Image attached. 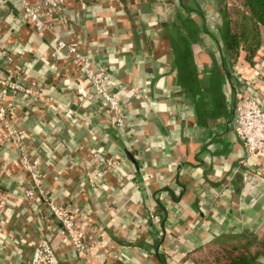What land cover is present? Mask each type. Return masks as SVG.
Returning a JSON list of instances; mask_svg holds the SVG:
<instances>
[{
	"label": "crops",
	"instance_id": "0c3cea01",
	"mask_svg": "<svg viewBox=\"0 0 264 264\" xmlns=\"http://www.w3.org/2000/svg\"><path fill=\"white\" fill-rule=\"evenodd\" d=\"M222 3L64 0V19L45 17L53 25L41 35L15 3L0 5V49L9 56L0 54V77L30 89L6 90L0 102V264H29L40 236L61 264H196L214 242L264 239V175L241 163L234 130L236 71L264 106V74L255 73L264 41L250 60L242 47L230 59ZM56 36L106 67L110 86L127 99L128 130L99 98L79 103L81 73L56 51ZM66 107L74 119L64 118ZM9 121L40 157L45 190L87 220L91 253L76 251L45 208L22 194L29 176L8 141Z\"/></svg>",
	"mask_w": 264,
	"mask_h": 264
},
{
	"label": "built area",
	"instance_id": "2783aa9c",
	"mask_svg": "<svg viewBox=\"0 0 264 264\" xmlns=\"http://www.w3.org/2000/svg\"><path fill=\"white\" fill-rule=\"evenodd\" d=\"M8 2L15 3L18 17L30 24L36 34H43L44 30H50L53 23L45 20V17H52L55 21L64 19V0H0V5L5 6ZM56 51L65 50L68 62L75 65L81 73V80L75 83V92L79 96V103H84L87 99L99 98L101 103L111 113L115 126L128 130L126 123L127 99L122 95L118 87L112 88L109 81V74L103 64L92 62L87 55L79 51L72 43L56 36ZM259 61L255 66V73L264 74V45L259 47ZM0 54L5 55L6 51L0 49ZM238 86L236 87V98L234 101V130L242 142L245 155L242 164L251 171L264 175V106L249 84L248 79H244L236 71ZM264 83V82H263ZM0 102L6 100L4 92L7 90L16 94L18 91L29 93L26 87L17 78L0 77ZM260 89V88H259ZM263 93L264 89H260ZM7 109L0 104V121L5 118ZM63 116L66 119H74L76 111L66 107L63 109ZM2 126L0 125V128ZM8 135V141L14 143L18 148L19 159L23 170L29 176L28 185L22 189V194L35 204H41L47 213L51 215L64 231L67 241L74 249L82 254L91 253L94 249L95 240H85V229L88 226L87 220L78 215L72 208L71 203L57 201L49 194L43 185V171L40 157L30 149L23 141V131L19 130L12 122L3 123ZM115 159H106L107 165H114ZM98 171L97 175H101ZM92 181V179H90ZM7 202V194L0 186V208ZM151 220L160 224L161 218L158 213H151ZM29 264H61L59 255L51 246L45 236H40L33 247ZM104 264H111L105 262Z\"/></svg>",
	"mask_w": 264,
	"mask_h": 264
},
{
	"label": "trees",
	"instance_id": "16d2710c",
	"mask_svg": "<svg viewBox=\"0 0 264 264\" xmlns=\"http://www.w3.org/2000/svg\"><path fill=\"white\" fill-rule=\"evenodd\" d=\"M227 4L228 0H223L221 5L223 20L226 23L223 36L224 51L233 60L242 47L246 51V58L250 60L264 41V0H241V6L244 8L242 23L238 22L234 28L230 25ZM231 242L232 244L220 246L221 254L215 256V264H264V239L249 234L244 236V239Z\"/></svg>",
	"mask_w": 264,
	"mask_h": 264
},
{
	"label": "rangeland",
	"instance_id": "374dc122",
	"mask_svg": "<svg viewBox=\"0 0 264 264\" xmlns=\"http://www.w3.org/2000/svg\"><path fill=\"white\" fill-rule=\"evenodd\" d=\"M227 7L230 14V25L234 28L238 25V22L242 23L241 15L244 8L241 6V0H228ZM222 244H232V242L229 240H222L218 243L214 242L202 249L201 252L196 253V264H215V256L221 254L220 246H222Z\"/></svg>",
	"mask_w": 264,
	"mask_h": 264
}]
</instances>
